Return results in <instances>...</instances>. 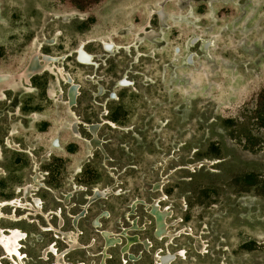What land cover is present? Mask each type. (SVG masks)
I'll return each mask as SVG.
<instances>
[{
    "label": "rangeland",
    "instance_id": "rangeland-1",
    "mask_svg": "<svg viewBox=\"0 0 264 264\" xmlns=\"http://www.w3.org/2000/svg\"><path fill=\"white\" fill-rule=\"evenodd\" d=\"M3 75L1 264H99L133 222L151 249L107 264H264V0H0Z\"/></svg>",
    "mask_w": 264,
    "mask_h": 264
},
{
    "label": "bare ground",
    "instance_id": "bare-ground-1",
    "mask_svg": "<svg viewBox=\"0 0 264 264\" xmlns=\"http://www.w3.org/2000/svg\"><path fill=\"white\" fill-rule=\"evenodd\" d=\"M105 46L108 47L109 45L108 44H105ZM104 52L108 53L109 50L107 48H104ZM45 57L48 58V56H45ZM49 58H51V57H49ZM51 59L54 60V58H51ZM92 61L93 60H91L90 56L87 55L86 53H84L83 51L80 53V56L78 57L79 64L84 65V66H93V62ZM41 62H42V64H45V66L44 67H41L40 70L41 71L44 70V72H48L47 67L50 66L49 63H46L48 61L41 60ZM35 73H36V70L34 68L31 69V72L25 76V80L24 81H26V83L30 84V79H31V77ZM4 77L5 76L3 75V76L0 77V79L1 78H4ZM0 86L1 87H4V88H7V87H9V83L6 80H0ZM77 96H78V92L76 91L75 87L73 86V88L70 91V106H73L74 105ZM77 124H80V121ZM85 125L88 126L89 130L93 134H96L97 131L100 128L99 124H93V125L85 124ZM96 190H98V189H96ZM90 204L91 203H89V205ZM139 204H141V203H138V205ZM9 206H12L11 202H5V203H1L0 204V208H7ZM14 206L16 208H19V206L16 205V204H14ZM155 207H156V205H155ZM33 208H34V206H33ZM152 209L153 208L151 207V205H148V210L151 211ZM84 210L86 211L87 208L84 209ZM82 213L80 215H78V216H74L73 217L74 218V219H72V226H73V228H78L79 221L82 218L85 217L84 213L86 214V212L83 211ZM39 216H41V215H39ZM150 216L154 219V223H155V227H156V231H155V238H156V240H158V241H164V240L168 239L169 244H172L173 243V240L176 237L169 236V232H168L169 227H168V223H167V220H166L168 217H166L165 215H163V212L161 210L159 212H153V215L151 213ZM24 218H25V216H24ZM27 218H26V220H27ZM48 218H49V216H48ZM102 218H105V216H102L99 219H102ZM1 219L10 220L11 218H9V216H5L2 212H0V220ZM14 219H15V217L13 218V221H14ZM22 219H23V217H22ZM100 227H101L100 221L99 220H95L94 223L92 224V228H97L98 229ZM54 229H56V228H54ZM140 231H143V229H141V227L136 222H133L131 224V227L124 228V230L121 231L120 234H118V235L117 234H113V233L108 232V231H101L100 234H101V238L104 241V247H103L104 249H103V253L101 254V260H100V263L99 264H107L108 259L111 257L108 254V250L113 249V248H118V247H120V249H122V251H121L120 254L123 255V256H125L127 258V261L128 262H137V261H139L141 257H137V256L132 255L131 250L133 248L137 247V246H141L143 248V250H145V251L151 249V244L149 242L142 241L139 236L130 234V232H140ZM5 233H7L8 235H5ZM76 238H77V240H76ZM23 240H24V235L20 231H18V230H11V229L10 230H2L0 228V247L2 248L3 251L5 250V252H4V255L5 256L2 257L1 259L4 260V259H8V258H13L14 255H18V253H19L18 251H19V247H20V242H22ZM75 240H76V244L72 245V247H71L72 251H81V250L83 251V250L88 249V248H91L93 246L92 244H90L88 246H84V245L80 244L77 236H75ZM49 252L50 253H53L54 250L50 248V250H48V253ZM67 253L68 252H65L62 255V257L64 255H66ZM156 260H157L158 264H173L174 262H176L177 258H176V256L171 255V254L168 257H165V256L163 257V256L157 255L156 256ZM1 261L2 260H0V264H1ZM17 264H23V263H17ZM57 264H61V262H60V256L58 257Z\"/></svg>",
    "mask_w": 264,
    "mask_h": 264
},
{
    "label": "water",
    "instance_id": "water-1",
    "mask_svg": "<svg viewBox=\"0 0 264 264\" xmlns=\"http://www.w3.org/2000/svg\"><path fill=\"white\" fill-rule=\"evenodd\" d=\"M83 124V123H82ZM82 124H79L80 126H83ZM4 252H5V250H4ZM7 255V254H6ZM3 256H5V255H2L1 257H0V260H3V259H1Z\"/></svg>",
    "mask_w": 264,
    "mask_h": 264
},
{
    "label": "trees",
    "instance_id": "trees-1",
    "mask_svg": "<svg viewBox=\"0 0 264 264\" xmlns=\"http://www.w3.org/2000/svg\"><path fill=\"white\" fill-rule=\"evenodd\" d=\"M48 173V176H50L51 175V173L50 172H47ZM87 214H88V212H87ZM85 217H86V215H85ZM110 217H111V214H110ZM80 222V221H79Z\"/></svg>",
    "mask_w": 264,
    "mask_h": 264
}]
</instances>
